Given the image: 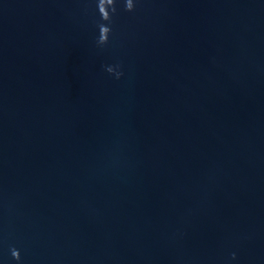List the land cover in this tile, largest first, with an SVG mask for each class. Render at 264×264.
I'll list each match as a JSON object with an SVG mask.
<instances>
[{
  "label": "water",
  "instance_id": "water-1",
  "mask_svg": "<svg viewBox=\"0 0 264 264\" xmlns=\"http://www.w3.org/2000/svg\"><path fill=\"white\" fill-rule=\"evenodd\" d=\"M112 2L0 0V264H264V0Z\"/></svg>",
  "mask_w": 264,
  "mask_h": 264
},
{
  "label": "clouds",
  "instance_id": "clouds-1",
  "mask_svg": "<svg viewBox=\"0 0 264 264\" xmlns=\"http://www.w3.org/2000/svg\"><path fill=\"white\" fill-rule=\"evenodd\" d=\"M115 0H113V2H112V10L113 11H115ZM126 9L128 10V11H132L133 9H134V3H133V0H127V2H126ZM102 17H103V19H105L104 18V16L102 15ZM110 19H111V17H110ZM105 27H107V26H105V25H101L100 26V29L101 30H103ZM109 30H110V28H109ZM119 75V74H118ZM19 252H17V251H14L13 252V255L17 258V259H19L20 258V254H18Z\"/></svg>",
  "mask_w": 264,
  "mask_h": 264
}]
</instances>
